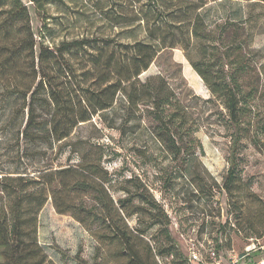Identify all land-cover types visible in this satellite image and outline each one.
<instances>
[{"label": "trees", "instance_id": "16d2710c", "mask_svg": "<svg viewBox=\"0 0 264 264\" xmlns=\"http://www.w3.org/2000/svg\"><path fill=\"white\" fill-rule=\"evenodd\" d=\"M112 1L119 5L108 18V34L87 33L50 48L44 41L50 31L44 20L36 35L21 0H0V102L8 108L7 115H2L5 127L20 119L17 144L46 149L57 145L60 150L78 127L109 112L122 96L126 106L120 137L129 118H139L172 161L193 158L197 128L167 77L140 79L160 54L179 50L185 78L194 81L198 93V89L205 91L202 82L210 94L206 102L222 106L232 149L237 148L251 122L252 101L260 93L257 52L251 49L246 25L251 16L244 18L239 6L234 12L237 20L211 26L201 11L219 0ZM234 1L264 4V0ZM29 2L39 15L44 3L61 0ZM113 29L118 30L112 35ZM40 153L41 149L33 150L30 156ZM70 153L78 156L76 165L48 166L32 175H0V264H46L47 255L37 240V217L48 201L57 215L70 216L98 242L116 246L113 257L124 259L125 264L182 259L169 232L167 214L145 188L136 194L124 188L125 197L114 201L100 147L91 146L84 153L70 148ZM233 157L223 184L228 197V189L237 181ZM134 200L149 216L145 230L128 227V219L136 214ZM154 227L160 239L152 245L145 236ZM221 243L219 238L207 250L219 253ZM80 253L81 248L77 264H88ZM101 253L97 245L93 264H101ZM184 260L191 264L188 254Z\"/></svg>", "mask_w": 264, "mask_h": 264}, {"label": "rangeland", "instance_id": "374dc122", "mask_svg": "<svg viewBox=\"0 0 264 264\" xmlns=\"http://www.w3.org/2000/svg\"><path fill=\"white\" fill-rule=\"evenodd\" d=\"M21 1L28 8L36 35L42 30L41 20L48 25L50 31L46 32L44 41L50 48L87 33H103L108 18L113 15L112 9L119 5L112 0H61L44 3L38 15L29 0ZM239 6L244 18L251 16L246 25L252 36L251 49L257 52L261 78L260 93L250 106L251 122L245 127V137L237 148L232 149L231 130L225 123L222 106L206 102L210 94L202 82L205 91L197 92L194 81L184 76V64L178 57L184 58L181 51L174 50L160 54L140 79L144 81L158 74L167 77L197 128L194 137L198 143L193 158L172 161L145 121L139 118L130 117L125 134L120 137L118 128L126 106L122 96L109 112L78 127L60 150L57 145L46 149L43 145L17 144L20 119L5 127L6 117L2 115H7L8 108L0 102V175H32L48 166L76 165L78 156L70 153V148L84 153L91 146H99L104 154L102 166L111 178L108 188L113 200L125 197L124 188L134 194L145 188L167 214L169 232L182 259L158 258L159 264H187L184 259L192 243L207 248L218 244L219 238L222 242L219 254L226 262L247 250L251 251L253 261L264 258V4L219 0L209 3L201 14L213 26L227 19L237 20L234 12ZM39 149L42 153L30 156ZM59 151H62L60 155ZM231 154L237 181L228 189L231 193L228 197L223 184ZM132 204L136 214L128 219V227L132 231L145 230L150 224L149 216L138 200ZM156 229H149L145 236L152 245L154 239H160ZM37 240L47 255L46 264H77L80 248V257L93 264L97 245L102 250L101 264H125L124 259L113 257L116 246L98 242L70 216L57 215L50 201L37 217Z\"/></svg>", "mask_w": 264, "mask_h": 264}, {"label": "built area", "instance_id": "2783aa9c", "mask_svg": "<svg viewBox=\"0 0 264 264\" xmlns=\"http://www.w3.org/2000/svg\"><path fill=\"white\" fill-rule=\"evenodd\" d=\"M188 258L191 264H264V258L253 261L251 251L248 250L242 256L233 257L226 262L221 254L214 250H207L202 245L197 246L195 243L190 245Z\"/></svg>", "mask_w": 264, "mask_h": 264}]
</instances>
